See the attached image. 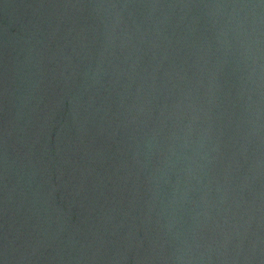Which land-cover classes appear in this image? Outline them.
<instances>
[{"label": "water", "instance_id": "water-1", "mask_svg": "<svg viewBox=\"0 0 264 264\" xmlns=\"http://www.w3.org/2000/svg\"><path fill=\"white\" fill-rule=\"evenodd\" d=\"M0 264H264V0H0Z\"/></svg>", "mask_w": 264, "mask_h": 264}]
</instances>
